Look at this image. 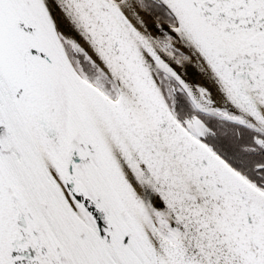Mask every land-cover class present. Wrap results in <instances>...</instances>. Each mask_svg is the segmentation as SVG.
<instances>
[{
	"label": "snow or ice",
	"instance_id": "snow-or-ice-1",
	"mask_svg": "<svg viewBox=\"0 0 264 264\" xmlns=\"http://www.w3.org/2000/svg\"><path fill=\"white\" fill-rule=\"evenodd\" d=\"M0 264H264V0H0Z\"/></svg>",
	"mask_w": 264,
	"mask_h": 264
}]
</instances>
